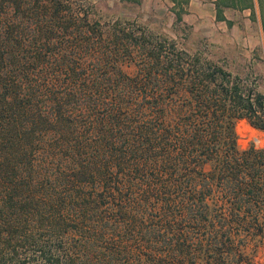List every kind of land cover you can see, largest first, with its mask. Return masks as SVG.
<instances>
[{
  "label": "trees",
  "instance_id": "1",
  "mask_svg": "<svg viewBox=\"0 0 264 264\" xmlns=\"http://www.w3.org/2000/svg\"><path fill=\"white\" fill-rule=\"evenodd\" d=\"M106 17L0 0V264H240L264 236V145L234 124L264 129V91Z\"/></svg>",
  "mask_w": 264,
  "mask_h": 264
},
{
  "label": "rangeland",
  "instance_id": "2",
  "mask_svg": "<svg viewBox=\"0 0 264 264\" xmlns=\"http://www.w3.org/2000/svg\"><path fill=\"white\" fill-rule=\"evenodd\" d=\"M95 4L106 18H134L152 30L168 36L191 50H202L232 73H238L248 84H254L264 91V39L257 21L243 20L242 13L232 16L236 25L221 22L210 26L211 19L199 16L192 23L182 18L175 20V13L181 12L176 4L152 0H87ZM174 1V0H173ZM177 3L184 0H175ZM181 6V5H180ZM181 16V14H180ZM213 20V19H212ZM208 27V28H207ZM215 28V29H214ZM238 148L249 144L264 145V129H259L242 117L234 124ZM255 246L246 248L245 259L240 264H264V236L256 237Z\"/></svg>",
  "mask_w": 264,
  "mask_h": 264
},
{
  "label": "crops",
  "instance_id": "3",
  "mask_svg": "<svg viewBox=\"0 0 264 264\" xmlns=\"http://www.w3.org/2000/svg\"><path fill=\"white\" fill-rule=\"evenodd\" d=\"M155 1L152 0V2ZM158 1L175 3L176 6L181 8V18L185 22L192 23L194 18L198 20L199 16L208 17V19H211L210 23L212 24L210 29L213 25H219L221 22L236 25L237 20H233L231 17L237 15L236 13H242L245 16L243 17L245 22L255 20L259 23L261 30L263 29L261 36L264 39V0H184L180 3L175 0Z\"/></svg>",
  "mask_w": 264,
  "mask_h": 264
},
{
  "label": "built area",
  "instance_id": "4",
  "mask_svg": "<svg viewBox=\"0 0 264 264\" xmlns=\"http://www.w3.org/2000/svg\"><path fill=\"white\" fill-rule=\"evenodd\" d=\"M254 264H256V263H254Z\"/></svg>",
  "mask_w": 264,
  "mask_h": 264
}]
</instances>
